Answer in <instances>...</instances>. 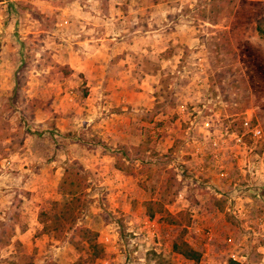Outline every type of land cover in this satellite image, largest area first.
<instances>
[{"label": "rangeland", "instance_id": "rangeland-1", "mask_svg": "<svg viewBox=\"0 0 264 264\" xmlns=\"http://www.w3.org/2000/svg\"><path fill=\"white\" fill-rule=\"evenodd\" d=\"M76 227L97 264H264V0H0V264L89 261Z\"/></svg>", "mask_w": 264, "mask_h": 264}, {"label": "trees", "instance_id": "trees-1", "mask_svg": "<svg viewBox=\"0 0 264 264\" xmlns=\"http://www.w3.org/2000/svg\"><path fill=\"white\" fill-rule=\"evenodd\" d=\"M79 173L76 171L68 170L65 173L64 181L62 183L63 194L71 197V200L66 204L63 215L56 216L55 223L63 227L67 221L73 218L76 220L80 215V210L85 207V201L83 199L84 187L82 185L81 179L78 177ZM79 213V214H78ZM168 224L176 226H184L183 229H187L191 224V218L188 213L180 212L177 214H168L166 216ZM46 222V221H44ZM76 234L81 235L82 240L87 242L93 250L94 254L91 256L89 261H80L75 264H97L95 260L99 258L101 251L99 252V246L96 243L97 233L88 228H78L76 227ZM98 251V252H97ZM173 251L186 258L187 260L199 263L202 259V253L197 251L193 246L187 241L175 242L173 245ZM237 264V263H233Z\"/></svg>", "mask_w": 264, "mask_h": 264}, {"label": "built area", "instance_id": "built-area-1", "mask_svg": "<svg viewBox=\"0 0 264 264\" xmlns=\"http://www.w3.org/2000/svg\"><path fill=\"white\" fill-rule=\"evenodd\" d=\"M243 124H244L245 130H247V132L242 136V138L245 135H249V134L251 136L253 135L256 138H261L262 137V135H263L262 130L257 125L253 126V122H252L251 118L245 119V122ZM209 126H210V123H206V127H209Z\"/></svg>", "mask_w": 264, "mask_h": 264}, {"label": "crops", "instance_id": "crops-1", "mask_svg": "<svg viewBox=\"0 0 264 264\" xmlns=\"http://www.w3.org/2000/svg\"><path fill=\"white\" fill-rule=\"evenodd\" d=\"M98 40H102V39H98ZM94 97V96H93ZM95 99V98H94Z\"/></svg>", "mask_w": 264, "mask_h": 264}]
</instances>
